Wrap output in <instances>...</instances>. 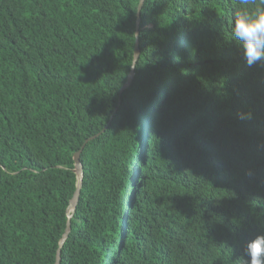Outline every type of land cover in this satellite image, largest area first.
Returning <instances> with one entry per match:
<instances>
[{
    "label": "trees",
    "instance_id": "16d2710c",
    "mask_svg": "<svg viewBox=\"0 0 264 264\" xmlns=\"http://www.w3.org/2000/svg\"><path fill=\"white\" fill-rule=\"evenodd\" d=\"M139 3L0 0V264L56 263L82 147L61 264H240L264 234V64L230 38L238 0H146L121 91Z\"/></svg>",
    "mask_w": 264,
    "mask_h": 264
},
{
    "label": "clouds",
    "instance_id": "9594fccd",
    "mask_svg": "<svg viewBox=\"0 0 264 264\" xmlns=\"http://www.w3.org/2000/svg\"><path fill=\"white\" fill-rule=\"evenodd\" d=\"M240 7L233 12L230 38L241 49L246 64H264V0H238ZM145 0H140L135 11H142ZM133 54L129 67L137 68ZM240 119H251V113H238ZM131 161V158H130ZM240 264H264V234H257L244 244Z\"/></svg>",
    "mask_w": 264,
    "mask_h": 264
},
{
    "label": "water",
    "instance_id": "95a60500",
    "mask_svg": "<svg viewBox=\"0 0 264 264\" xmlns=\"http://www.w3.org/2000/svg\"><path fill=\"white\" fill-rule=\"evenodd\" d=\"M146 2V0H145ZM145 4V3H144ZM144 4L141 6L143 9ZM141 12L137 13V31H136V44H135V55L138 56L136 59V63L139 61L140 56H141V48H140V41H139V37H140V24H141ZM134 76V70L131 69L130 74L127 78V82L125 83V85L122 87L121 91L126 89L127 87H129V85L132 82ZM107 128V127H106ZM94 138V137H93ZM91 138V139H93ZM88 140H86L87 142ZM85 142V143H86ZM83 147L73 155V160H74V170L73 172L76 174L77 177V182H76V186H75V190H74V194L71 198V200L69 201V204L66 208V230L65 233L59 243V249L57 251V256H56V263L55 264H61V254H62V249L64 247V245L66 244L67 240L69 239L71 230H72V225H71V219L73 217L76 205L78 204V200H79V196H80V190L82 187V179H83V165L82 162L80 161V155L82 153Z\"/></svg>",
    "mask_w": 264,
    "mask_h": 264
}]
</instances>
